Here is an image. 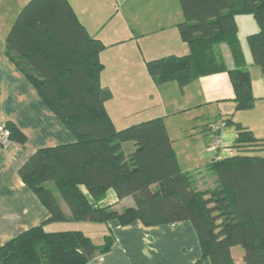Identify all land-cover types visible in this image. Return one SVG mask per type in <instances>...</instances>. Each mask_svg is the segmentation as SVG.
<instances>
[{
  "label": "trees",
  "instance_id": "1",
  "mask_svg": "<svg viewBox=\"0 0 264 264\" xmlns=\"http://www.w3.org/2000/svg\"><path fill=\"white\" fill-rule=\"evenodd\" d=\"M179 3L184 20L177 30L189 53L148 61L151 77L182 87L209 74L215 44H234L238 52L234 17L242 14L252 15L259 27L248 42L253 63L264 73V0ZM6 42L10 58L75 137L70 144L38 149L18 171L49 211L48 221L65 219L48 187L54 183L76 221L127 225L139 220L144 226L188 221L200 249L195 264H235L234 246L242 248L244 264H264V156L250 154L260 143L250 131L236 125L234 155L213 160L209 170L216 184L198 190L179 169L161 118L115 130L104 108L110 94L99 79V54L106 46L89 36L67 0H30ZM228 75L235 109H251L256 99L249 72L232 69ZM7 128L10 137L24 142L17 129ZM124 142L137 145L130 156L121 150ZM109 189L118 200L132 197L135 206L120 213L99 206ZM104 238L96 245L79 230L47 232L38 225L0 246V264H86L111 248V236Z\"/></svg>",
  "mask_w": 264,
  "mask_h": 264
},
{
  "label": "crops",
  "instance_id": "2",
  "mask_svg": "<svg viewBox=\"0 0 264 264\" xmlns=\"http://www.w3.org/2000/svg\"><path fill=\"white\" fill-rule=\"evenodd\" d=\"M29 1L0 0V122L24 136L23 143L12 136L7 145L0 147V246L38 225L47 232L70 230H56L55 222L48 221L49 211L18 173L38 149L75 142L73 134L7 52L8 32ZM67 1L89 36L106 46L99 54L103 65L99 79L110 94L104 108L115 130L161 118L179 169L191 177L198 190L215 186L216 177L209 170L213 160L234 155L237 124L260 142L251 147L250 154L264 156V73L251 58L248 36L259 31L252 15L234 17L238 52L235 54L234 44H215L209 74L181 87L175 81H157L146 67L148 61L189 53L188 44L177 30L184 20L179 0ZM242 37L247 47L240 42ZM232 69L250 74V93L256 99L251 109H235L228 75ZM216 124H221L223 148L212 151L209 145L212 126ZM136 147L134 142L121 144L125 156H130ZM48 187L65 215L59 222H77L54 183ZM79 188L87 194L83 186ZM99 206L120 213L135 203L132 197L118 200L109 189ZM103 224L107 228L103 237L110 235L113 244L86 264H182L185 243L193 253L189 264H195L200 256L196 233L188 221L157 226H144L139 220L127 225L116 220ZM203 264L210 263L206 260Z\"/></svg>",
  "mask_w": 264,
  "mask_h": 264
},
{
  "label": "rangeland",
  "instance_id": "3",
  "mask_svg": "<svg viewBox=\"0 0 264 264\" xmlns=\"http://www.w3.org/2000/svg\"><path fill=\"white\" fill-rule=\"evenodd\" d=\"M103 1H105V0H103ZM240 25L242 27V23H240ZM243 36H244V34H243ZM240 42H242L244 44V46H246V42L243 39V37L241 38ZM124 147H126V146H124ZM53 225L57 228L56 230H65V229L72 230V229L78 228L77 230H80L84 235L90 237V239L92 240V242L94 244H100L101 242L103 244L104 239H105L103 237V235L106 234V231H107V228H106L105 224H103V223H100V224L95 223L94 224L92 222H83V221L70 222V221H68V222H55V224H53ZM188 246H189V243L183 244L182 251L184 252L186 250V252L185 253L181 252L182 264H189L190 260H192L193 253L190 252V250H187V248L189 249ZM232 257L234 259L235 264H244L243 258H242L243 257V250L240 246L232 247ZM205 262L206 261H204V263Z\"/></svg>",
  "mask_w": 264,
  "mask_h": 264
},
{
  "label": "built area",
  "instance_id": "4",
  "mask_svg": "<svg viewBox=\"0 0 264 264\" xmlns=\"http://www.w3.org/2000/svg\"><path fill=\"white\" fill-rule=\"evenodd\" d=\"M220 129H221V124H216L212 126L213 135H212L211 143L209 145V148L212 151H216L223 148V145L221 143V138L219 135ZM9 140H10V131L4 123L0 122V147L7 145Z\"/></svg>",
  "mask_w": 264,
  "mask_h": 264
}]
</instances>
